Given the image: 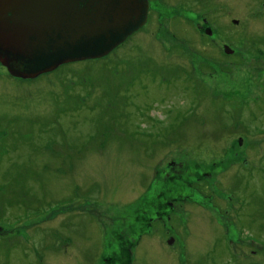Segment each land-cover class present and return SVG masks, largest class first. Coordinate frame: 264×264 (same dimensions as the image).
I'll return each mask as SVG.
<instances>
[{
    "label": "rangeland",
    "instance_id": "rangeland-1",
    "mask_svg": "<svg viewBox=\"0 0 264 264\" xmlns=\"http://www.w3.org/2000/svg\"><path fill=\"white\" fill-rule=\"evenodd\" d=\"M150 4L106 56L0 66V264H91L106 233L133 264H264V0Z\"/></svg>",
    "mask_w": 264,
    "mask_h": 264
},
{
    "label": "water",
    "instance_id": "water-1",
    "mask_svg": "<svg viewBox=\"0 0 264 264\" xmlns=\"http://www.w3.org/2000/svg\"><path fill=\"white\" fill-rule=\"evenodd\" d=\"M149 8V0H0V62L33 79L106 56L146 23Z\"/></svg>",
    "mask_w": 264,
    "mask_h": 264
},
{
    "label": "flooded vegetation",
    "instance_id": "flooded-vegetation-1",
    "mask_svg": "<svg viewBox=\"0 0 264 264\" xmlns=\"http://www.w3.org/2000/svg\"><path fill=\"white\" fill-rule=\"evenodd\" d=\"M149 5H150V7H151V4H150V0H149ZM150 16H151V13H150V8H149V15H148V18H147V21H146V23L142 26V28L143 27H145L146 26V24L148 23V21H149V19H150ZM200 27H201V25H200ZM142 28H140L139 30H141ZM138 30V31H139ZM137 31V32H138ZM0 66H2V68L3 69H6V70H8L4 65H2V63L0 62ZM9 72V71H8ZM13 76V75H12ZM14 77H16V76H14ZM23 79V78H22ZM239 142H240V144H242L243 143V137H239ZM237 154H243V152L242 151H240V150H238L237 152H236V154L235 155H237ZM239 157H244L245 158V156L243 155V156H239ZM230 159H233V158H230ZM248 162H249V160H247V159H243L242 160V165H241V167L243 168V166H247V164H248ZM218 162H216L215 163V167H217V166H219L218 167V170L216 171V172H219L220 171V166L221 165H218L217 164ZM174 165H176V166H178V164H174ZM181 167V166H180ZM228 167V166H227ZM182 168V167H181ZM253 168V167H252ZM251 168V169H252ZM236 169L238 170V169H241V168H238V167H236ZM251 169H249V170H246V168H243L242 169V171H244L245 170V172L246 171H248V173H250V171H251ZM180 174V173H179ZM207 176H209V177H211L212 175L211 174H209V173H207L206 174ZM171 174H169L168 175V177L167 178H171ZM214 176H216L215 174H214ZM168 179H165L164 180V185H163V187H164V189H166L167 188V190H164V191H162V195L164 196V197H167L168 196V194L171 192V188L169 187V184H167L168 183ZM214 187H216V181L214 182ZM217 191L219 192V195L221 196V197H224V196H226V197H231V195H225L223 192H221V188H219V189H217ZM232 195H234V193L232 194ZM144 195L143 194H140L139 195V197L140 198H142ZM206 196V195H205ZM243 197V196H242ZM139 198V199H140ZM166 199V198H165ZM167 203H168V208L167 209H165V211H171V208H173L174 206H173V201L172 200H167ZM153 208H155V207H153ZM156 212H160V211H156ZM171 214H172V212L170 213V214H164L163 215V217L164 216H166V217H172L171 216ZM75 226H76V224L75 223H73V225H71V227L72 228H75ZM170 226H172V225H170ZM3 229V227L2 226H0V229ZM171 228V227H170ZM4 230V229H3ZM39 230V233H40V240H41V242H40V244L42 245V244H44L45 242H46V238H48V237H51V238H54V239H57L58 240V238L60 237V228L58 227H53V228H49V227H47V226H39V228L37 229V231ZM1 232H3V231H1ZM64 234H65V232H64ZM124 234V231H123V229L121 228V227H119V229H118V235H119V237L120 236H122ZM66 235V234H65ZM70 236L71 235H69V241H68V244H69V242H71V238H70ZM25 240H26V237H23ZM49 244V243H48ZM51 245V244H50ZM48 246V245H47ZM100 247H102V249H101V254L99 255V256H97V257H95V258H93L92 260H91V250H89V251H87V255H86V259H88L89 261H91V262H93V263H91V264H133L134 262H135V259H136V255H135V252L134 251H136V250H134V249H128V257L127 258H125V256H124V254L122 253V250H121V248L119 249V250H117V247H118V244H116V243H113L112 242V239L108 236V234L106 233L105 234V236L103 237V239H102V241H101V245H100ZM86 248H88V247H86ZM40 255H41V250L40 249H38V251H37V259L38 258H40V260L42 261V255H41V257H40ZM98 258V260L95 262V260ZM124 262V263H123Z\"/></svg>",
    "mask_w": 264,
    "mask_h": 264
},
{
    "label": "trees",
    "instance_id": "trees-1",
    "mask_svg": "<svg viewBox=\"0 0 264 264\" xmlns=\"http://www.w3.org/2000/svg\"><path fill=\"white\" fill-rule=\"evenodd\" d=\"M189 168H190V167H186V169H184L183 167L180 168L181 171H182V173L180 174L179 177L182 178V183H185V184H186L187 181H191V180L193 179L192 175L186 172V171L189 170ZM182 185H183V184H182ZM183 186H184V185H183ZM149 192H150V191H149ZM147 194H148V197H147ZM147 194H145L142 198H147V199H148L150 195H149V193H147ZM142 198H141V199H142ZM141 199H140V202L142 201ZM155 207H157V206H155ZM139 208H140V207H139ZM150 212H151V210L148 211V214H150Z\"/></svg>",
    "mask_w": 264,
    "mask_h": 264
}]
</instances>
